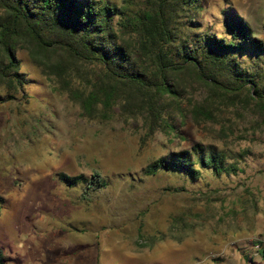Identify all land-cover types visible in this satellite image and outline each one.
I'll return each instance as SVG.
<instances>
[{"label":"rangeland","instance_id":"obj_1","mask_svg":"<svg viewBox=\"0 0 264 264\" xmlns=\"http://www.w3.org/2000/svg\"><path fill=\"white\" fill-rule=\"evenodd\" d=\"M200 2L201 9L181 18L190 46L203 44L208 33L230 41L225 19L233 13L264 41V0ZM126 7L130 17L139 11L136 2ZM227 55L232 68L256 74L264 88V53L247 46ZM18 56L25 88L11 100L0 88V248L6 264H42L41 256L65 264L251 261V238L264 234V106L249 99L247 88L217 92L191 72L177 73L180 96L164 97L165 122L149 134L145 116L125 112L120 102L88 117L28 50ZM198 144L225 151L238 170L217 176L202 169L197 179L145 174L150 162L180 150H191L199 168ZM60 172L88 181L69 186Z\"/></svg>","mask_w":264,"mask_h":264},{"label":"trees","instance_id":"obj_2","mask_svg":"<svg viewBox=\"0 0 264 264\" xmlns=\"http://www.w3.org/2000/svg\"><path fill=\"white\" fill-rule=\"evenodd\" d=\"M122 1L120 6L108 0H0V88H6L7 99H14L27 83L18 56L26 49L44 74L54 75L61 89L81 104L85 115L94 118L120 102L125 112L145 116L149 134L165 122L164 97L179 98L175 75L184 71L217 92L245 93L247 88L249 99L264 106L257 75H241L227 59L228 53L247 46L264 53V41L243 16L227 14L230 41L208 33L203 44L190 46L181 18L188 10L201 9L200 0ZM135 2L139 11L130 17L126 5ZM193 150L199 168L191 150H180L153 160L144 172H179L197 179L202 169L217 176L238 170L216 146L198 144ZM58 177L69 186L88 181L83 174L60 172ZM98 185L105 186V181L99 179ZM7 260L0 248V264Z\"/></svg>","mask_w":264,"mask_h":264},{"label":"built area","instance_id":"obj_3","mask_svg":"<svg viewBox=\"0 0 264 264\" xmlns=\"http://www.w3.org/2000/svg\"><path fill=\"white\" fill-rule=\"evenodd\" d=\"M250 246L253 257H262L264 259V234L251 238Z\"/></svg>","mask_w":264,"mask_h":264},{"label":"crops","instance_id":"obj_4","mask_svg":"<svg viewBox=\"0 0 264 264\" xmlns=\"http://www.w3.org/2000/svg\"><path fill=\"white\" fill-rule=\"evenodd\" d=\"M50 241H54V239L50 238L49 242ZM249 253H250L249 258H251V261L244 260V261H246V263H248V264H262L264 262V259L262 257H253L251 250ZM187 258H189V257H187ZM193 258H194V254H193ZM39 259L42 261V264H45V262H47V261H51L53 264H65V262H67V260H65V259L55 260L54 258L49 259V258H46L45 256H41ZM29 264H37V263L30 262ZM192 264H194V262Z\"/></svg>","mask_w":264,"mask_h":264}]
</instances>
